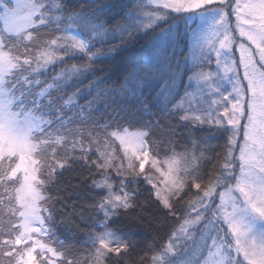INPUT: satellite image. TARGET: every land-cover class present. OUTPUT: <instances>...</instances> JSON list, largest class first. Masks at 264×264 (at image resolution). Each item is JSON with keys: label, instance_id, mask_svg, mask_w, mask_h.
<instances>
[{"label": "snow or ice", "instance_id": "1", "mask_svg": "<svg viewBox=\"0 0 264 264\" xmlns=\"http://www.w3.org/2000/svg\"><path fill=\"white\" fill-rule=\"evenodd\" d=\"M10 2L0 0V214L8 216L7 221L0 217V227L6 226L9 237L0 241V264H54L53 258L62 255L46 239L54 235L48 225L56 209L55 198L45 193L77 164L89 170L84 183L99 175L89 186L107 190L88 205L95 213L87 241L94 249L93 264H105L112 253L119 261L139 243L133 229L153 227L143 216L132 215L143 207L137 204L141 179L165 212L155 218L158 227L169 229L160 253L153 254L154 264H264V0H152L156 7L150 12L140 0H88L78 7L73 0ZM41 28L61 35L41 39ZM149 31L154 35L123 83L109 85L94 76L81 85L86 74L103 71L93 67L97 60L127 54ZM189 42L193 49L211 45L217 71L201 70L185 84L189 57L182 62L179 53ZM96 44L109 46L106 52H94ZM77 57L88 63L67 65ZM57 65L64 66L57 71ZM193 79L202 81V89L215 99L205 97L193 105L194 93L187 91ZM181 85L185 94L175 104ZM82 95L88 99L80 104ZM96 113L106 119L104 125ZM136 114L147 117L140 121L146 130L111 133L123 155L109 154L107 128L117 118ZM73 124L81 127H69ZM84 125L90 134L97 126L104 132L103 149L98 135L87 148L82 138L75 139L83 136ZM158 132L173 145L163 161L159 147L155 155L152 151L151 137ZM177 136L191 147L186 144L176 152L171 138ZM217 139L225 140L224 162L205 184L201 166L211 162L206 153L214 150L210 141ZM69 143L67 151L75 153L79 145L81 155L61 156L57 145ZM93 143L96 159L91 158ZM189 188L197 191L182 203ZM121 217L128 222L127 232L116 227ZM79 218L87 219L82 212ZM60 222L66 223L63 218ZM197 225L205 233L199 237L202 243L191 236ZM193 245L200 247L202 259L189 255Z\"/></svg>", "mask_w": 264, "mask_h": 264}, {"label": "trees", "instance_id": "2", "mask_svg": "<svg viewBox=\"0 0 264 264\" xmlns=\"http://www.w3.org/2000/svg\"><path fill=\"white\" fill-rule=\"evenodd\" d=\"M5 2H9V0H5ZM88 0H73V3L79 6L80 3H87ZM10 4V2H9ZM144 5V4H143ZM144 7V11H145ZM146 23V21H145ZM0 23V29H1ZM159 31V29H157ZM41 34V39H52L53 37L60 35L61 33H56L54 31H49L47 28L39 29ZM154 35L151 31H149L148 36H146L143 40H141L132 50H130L127 54H123L117 58H106L102 60H97L93 67L96 69H103V71H96L95 74H86L84 78L81 80V85H87L89 81L94 79V76H102L105 79V82L109 85L118 86L124 82L126 75L131 70L132 61L136 59H140L143 57L145 52V47L147 45L148 39L150 36ZM117 41H110L111 44H115ZM27 43V42H25ZM30 47L32 45H29ZM108 44L100 45L96 44L92 51H107ZM187 48V47H186ZM184 49L179 53V59L183 62L185 60L187 49ZM22 50V49H21ZM18 54V53H17ZM67 65L71 66L72 64L83 65L88 63L87 59L84 57H77L75 59L67 60ZM64 65H57V71L60 67ZM190 68L186 67V71L184 73V83L186 82V78L190 74ZM50 74L54 75V72H50ZM43 78V77H41ZM80 86V85H77ZM131 87V83L128 85ZM184 87L181 85L179 88V94L173 100V103L182 98ZM74 88H69L68 92L74 91ZM54 95H56L54 93ZM67 97H65L66 99ZM88 97L86 95H82L78 98V102L83 104ZM59 103V101H57ZM71 114V113H69ZM39 115V114H37ZM99 119V125H104L106 122L105 118H100V114H95ZM179 116V114H177ZM142 119H147V117H143L139 114L135 116L124 115L122 118H117L112 122V126L107 128V131H122L124 129L129 130H139L144 131L146 129L141 128L140 121ZM176 123L175 119L171 121V125L174 126ZM118 125V126H117ZM71 128L81 127V125L73 124L70 125ZM102 132L100 128L94 127L91 129V134L89 130V126H83V136L77 134L75 139H83L84 147L89 144V139L94 134H100ZM169 137L163 133L158 132L151 137V140L154 141L152 145V151L155 153L157 151V147L165 153V149H167V153L171 152V143H167L166 140ZM176 139V143L179 149H184L187 141L182 136L174 137ZM73 139L72 136H69V142ZM163 141V143H161ZM224 139H217L210 141L214 147V150L206 153L208 157H210L211 162H205L201 166V171L204 173L203 183H207L209 175H214L220 165L224 162ZM188 147H191L190 144H187ZM71 147V143L66 145H57L58 151L61 156L63 155H81L79 151V145H77V151L75 153L68 152L67 149ZM92 159H96L97 156L93 152L91 156ZM92 173L96 172V169L93 167L91 169ZM90 175L89 170L81 168L79 164L73 165L72 168L63 171V174L58 177V182L55 185H49V191L45 193L46 195H50L55 198V213L53 221L49 223V227L52 228L54 235L46 238L51 241V246L57 250V252L62 253L59 258H53L54 264H68L69 260L79 262L86 255L89 257L91 245L87 243L88 241V233L92 230L91 228V218L95 215L94 212H91L88 208L94 199H99L105 196V191L103 189H97L90 187L91 179H100L99 175H92L91 179L84 183L82 181V177H88ZM46 176V174H45ZM45 176H41V179H44ZM119 182L116 181V184ZM77 185L79 187H77ZM131 187V185H130ZM57 189H60L58 192ZM65 189L67 191H65ZM140 195L137 198V204L143 205V207H137L132 215H141L143 216V221L146 223L148 221L152 222L153 227H135L133 231L135 235L133 239L139 241L136 248L134 250H129V252L123 254V256L119 259L116 258V254L112 253L105 260V264H154L152 257L153 254H159L161 251V245L167 241V237L169 234L168 228H159L158 222L155 219L156 217H163L165 212L162 210V205H160L159 201H157L154 195H151V186L147 185L141 179V183L139 186ZM197 190L189 188L188 194L184 197V202L189 200ZM78 192L79 195H69L70 193ZM218 195V192L215 193V196ZM51 204V201L49 202ZM83 213L87 218L86 220H81L79 218V213ZM69 213H76L75 215H69ZM3 221L8 220V216L4 214H0ZM63 218L66 223H61V219ZM13 224L16 223L15 220L12 221ZM169 224H175L177 227L179 226L178 222L175 220H170ZM116 227L120 229L121 232H127L129 229L128 222L121 217L119 221L116 222ZM0 232L5 234L0 235V241L4 239H8L9 237L6 234V226L0 227ZM154 243V247H152ZM9 249L5 248L4 251H8ZM50 255V254H49ZM80 256V257H79ZM200 259V258H199ZM4 264H8V261L5 260ZM14 264V262H13ZM83 264V263H82ZM155 264H160V260L156 261Z\"/></svg>", "mask_w": 264, "mask_h": 264}, {"label": "rangeland", "instance_id": "3", "mask_svg": "<svg viewBox=\"0 0 264 264\" xmlns=\"http://www.w3.org/2000/svg\"><path fill=\"white\" fill-rule=\"evenodd\" d=\"M9 2H10V0H9ZM140 2L144 4V7L146 8L145 9L146 12H150V11L155 10L156 4L153 3L152 0H140ZM10 6H11V2H10ZM146 23H147V21H146ZM1 27L3 28L2 23H1ZM237 36H238V34H237ZM216 46L217 47L219 46L218 41L216 42ZM186 49H187L186 56L189 57L188 63H187V66L186 67L187 68H190L189 69L190 74L188 75V77L189 76H193V74H195L197 72H200L201 70L204 71V72H213V73H215L217 71L216 60H215V52L212 50L211 45L206 44L202 49H200V48L193 49L191 47V42H189V46ZM236 55H237V58H238V53ZM209 56L212 57L211 60L208 59ZM188 77L186 78L185 84H187L189 82L188 81ZM202 83H203L202 81H197L196 79H193L191 81V85H192L191 88H188L187 89V91L194 93V96H193V98L191 100V103L193 105H196L197 103H200V102L204 101V98L205 97H207V101L208 102H210L212 99H215V97H212L208 93V91H207L206 88L205 89H202ZM185 90L186 89L184 88L183 89V96L182 97H184ZM179 103H181V99H179L176 102V104H179ZM187 106H188V101L185 100L184 101V107L186 108ZM177 114L183 115V111H181V112H179ZM127 131H128V133H135V132H138L139 130H129V129H127ZM113 132H116V131H112V132L107 131V133L109 134L108 140L110 142V145H109L107 151L111 155L122 156L123 155V152H122V149H121L119 140L110 135ZM124 132H125V129L122 130V131H119L118 133L121 134V135H123ZM97 135L100 137V145H101V148L103 149L104 140H105L104 132H100V134H94L93 136H91L90 139H92L94 141L95 140V137ZM171 139L174 140L175 142H177L174 137H172ZM168 141H169V138L166 140V142L169 143ZM88 146H89V144L86 145L85 147L87 148ZM113 149L115 151H113ZM172 149H173V145L171 146V152H172ZM174 150L176 152H182L184 149H179L178 146H177V143H175ZM91 152L92 153L94 152L96 154V156L99 155V153L96 151V144L95 143L92 144ZM171 152H170V154L167 153V152L162 153V151L160 150V154L158 156V159H160L161 161H163L165 159V156L166 155H171ZM155 154H156V152L153 153V155H155ZM161 166H164V165H161ZM146 168L151 169V165H146ZM238 171H239V168H238V165H237V172ZM152 172L155 175H159L158 173H155V170L154 169H152ZM116 185L118 186V184H116ZM103 190L105 191V195H106L107 194V190L106 189H103ZM216 203H219V195H216ZM196 229H197V231H194L191 234L192 239H197L198 240V243H202V241L199 240V237L201 235H204L205 234L203 231H201L202 226L197 225L196 226ZM188 243H191V240H189ZM208 243L210 244L211 243V240H208ZM89 250H90V252H94V249H92V248H89ZM200 252H201L200 247H198L197 245H193L192 246V251L189 253V255L194 260L195 259H199V258L202 259V257L200 256ZM203 252H204V255L206 256L207 255V249H203ZM79 262H81V264L82 263L83 264H93V261L91 259V255H89V257H87L85 255L83 259L81 257V260ZM160 264H163V261L162 260H160Z\"/></svg>", "mask_w": 264, "mask_h": 264}]
</instances>
